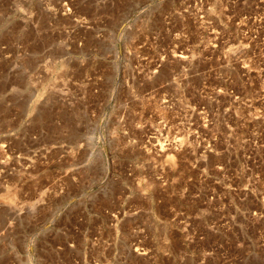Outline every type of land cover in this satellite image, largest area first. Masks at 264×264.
<instances>
[{
	"label": "rangeland",
	"instance_id": "1",
	"mask_svg": "<svg viewBox=\"0 0 264 264\" xmlns=\"http://www.w3.org/2000/svg\"><path fill=\"white\" fill-rule=\"evenodd\" d=\"M0 264H264V0H0Z\"/></svg>",
	"mask_w": 264,
	"mask_h": 264
}]
</instances>
